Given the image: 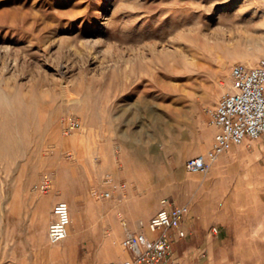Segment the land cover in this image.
Listing matches in <instances>:
<instances>
[{"label": "rangeland", "instance_id": "374dc122", "mask_svg": "<svg viewBox=\"0 0 264 264\" xmlns=\"http://www.w3.org/2000/svg\"><path fill=\"white\" fill-rule=\"evenodd\" d=\"M261 58L264 0H0V264L123 259L127 229L164 198L231 232L210 249L200 235L187 256L175 243L178 264H264V188L239 167L185 168L213 143L210 109L233 64ZM59 200L78 221L52 244Z\"/></svg>", "mask_w": 264, "mask_h": 264}, {"label": "built area", "instance_id": "2783aa9c", "mask_svg": "<svg viewBox=\"0 0 264 264\" xmlns=\"http://www.w3.org/2000/svg\"><path fill=\"white\" fill-rule=\"evenodd\" d=\"M231 76V90L223 93L210 109V123L216 131L213 143L206 152L193 155L185 161V168L189 172L208 174L222 153L248 138L264 136V58L255 64L243 61L234 63ZM78 126L79 121L71 120L68 128ZM52 184L53 176L46 174L40 186L49 190ZM163 202L165 206L141 229H127L124 245L129 256L111 259L108 264H178L174 245L178 239L188 236L189 231L184 222L191 208L188 203L167 198ZM53 213L55 218L50 223L48 239L50 243L56 244L70 233V203L67 200L57 201ZM212 231L218 234L219 226L214 225Z\"/></svg>", "mask_w": 264, "mask_h": 264}, {"label": "crops", "instance_id": "0c3cea01", "mask_svg": "<svg viewBox=\"0 0 264 264\" xmlns=\"http://www.w3.org/2000/svg\"><path fill=\"white\" fill-rule=\"evenodd\" d=\"M236 167L242 169L241 178L247 181V186L250 189L260 190L264 188V136L248 138L243 143L234 145L231 149L222 153L213 171L220 174L221 177L227 178L231 176L232 171ZM196 208L195 212H191L184 222L185 228L189 231L188 236L191 234L190 239L188 241L178 239L175 242L180 245L186 256L190 251L199 249V245L201 244L200 235H203L205 238L200 247L206 246V248L210 249L211 247L216 248L222 243H227L231 234L230 228L222 223H219L220 230L218 234H215L211 227L216 223V219L199 213V210ZM87 218V215L81 212V221H85ZM191 220H194V222L190 223ZM209 228L210 232L208 233L206 229ZM146 230L149 231L148 228ZM212 234L214 235L213 239L211 237L213 236ZM121 255L126 256L125 253L119 254L120 257ZM180 258L183 260L185 256L180 255Z\"/></svg>", "mask_w": 264, "mask_h": 264}, {"label": "bare ground", "instance_id": "6f19581e", "mask_svg": "<svg viewBox=\"0 0 264 264\" xmlns=\"http://www.w3.org/2000/svg\"><path fill=\"white\" fill-rule=\"evenodd\" d=\"M221 84L222 85H224L225 84V82L224 81H222L221 82ZM207 140V139H206ZM206 140H204V143H205V141ZM179 176H180V178H184V175L183 174H179ZM91 195H92V193H91ZM93 196V195H92ZM94 197V196H93ZM98 197H100V195H98ZM97 197V198H98ZM93 200V199H92ZM91 200V198L89 199V207H88V211H89V214H94L95 212H96V214H97V212L98 211H101L102 210V205H101V203H95V202H93ZM102 200V199H101ZM96 204H98V205H96ZM76 221H78V218L75 216V215H72V220H71V224H70V227L72 228V224H73V222H76ZM121 225H122V227H125L124 225H125V222L123 223V221L121 220ZM117 227V226H116ZM99 229V228H98ZM71 234L69 233V235L68 236H70ZM118 243V242H117ZM119 246H120V248H118L120 251V253H125V255L128 253L126 250V248H125V245H122V243H120L119 244ZM59 247H56V248H54V249H58ZM53 248H52V250H54ZM119 256V255H118Z\"/></svg>", "mask_w": 264, "mask_h": 264}]
</instances>
